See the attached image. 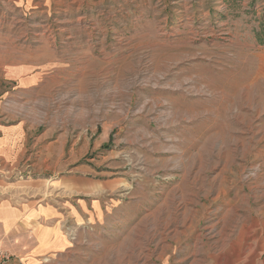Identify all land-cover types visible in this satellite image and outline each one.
I'll list each match as a JSON object with an SVG mask.
<instances>
[{
	"label": "rangeland",
	"instance_id": "obj_1",
	"mask_svg": "<svg viewBox=\"0 0 264 264\" xmlns=\"http://www.w3.org/2000/svg\"><path fill=\"white\" fill-rule=\"evenodd\" d=\"M0 122L87 204L42 264H264V0H0Z\"/></svg>",
	"mask_w": 264,
	"mask_h": 264
},
{
	"label": "crops",
	"instance_id": "obj_2",
	"mask_svg": "<svg viewBox=\"0 0 264 264\" xmlns=\"http://www.w3.org/2000/svg\"><path fill=\"white\" fill-rule=\"evenodd\" d=\"M38 144L23 123L0 122V245L22 264H42L46 257L69 251L74 245L71 222L75 229L83 226L87 211L85 201L72 205L69 178L57 181L62 192L55 196L56 181L49 183L54 151L48 146L38 151ZM18 168L34 177L8 182L2 172ZM82 185L77 191H86Z\"/></svg>",
	"mask_w": 264,
	"mask_h": 264
},
{
	"label": "built area",
	"instance_id": "obj_3",
	"mask_svg": "<svg viewBox=\"0 0 264 264\" xmlns=\"http://www.w3.org/2000/svg\"><path fill=\"white\" fill-rule=\"evenodd\" d=\"M0 264H22L16 257L0 245Z\"/></svg>",
	"mask_w": 264,
	"mask_h": 264
}]
</instances>
